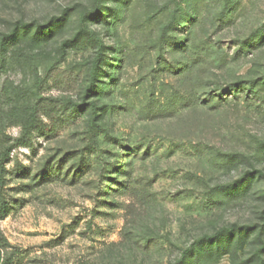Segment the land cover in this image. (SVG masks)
Returning a JSON list of instances; mask_svg holds the SVG:
<instances>
[{
	"label": "rangeland",
	"instance_id": "1",
	"mask_svg": "<svg viewBox=\"0 0 264 264\" xmlns=\"http://www.w3.org/2000/svg\"><path fill=\"white\" fill-rule=\"evenodd\" d=\"M7 148L11 264H264V0H0Z\"/></svg>",
	"mask_w": 264,
	"mask_h": 264
},
{
	"label": "trees",
	"instance_id": "2",
	"mask_svg": "<svg viewBox=\"0 0 264 264\" xmlns=\"http://www.w3.org/2000/svg\"><path fill=\"white\" fill-rule=\"evenodd\" d=\"M99 45H100V48H102V44L100 42H99ZM101 60H102V52L100 49L98 58H97V61L95 63V67L93 70V86L96 83V79L98 77V68L101 63ZM39 122L41 121L37 119L36 112L32 110L30 115L24 118L22 122L23 137L30 136L33 130L37 128V125L39 124ZM10 153H11V148H7L0 153V220L6 219L10 214V207H9L8 201L6 200L5 193H4L6 170H7V164L9 162ZM2 248H5V245L0 243V263L1 264H11V260L9 261L8 258L6 259L3 258Z\"/></svg>",
	"mask_w": 264,
	"mask_h": 264
}]
</instances>
